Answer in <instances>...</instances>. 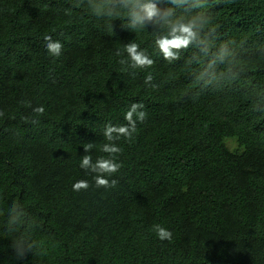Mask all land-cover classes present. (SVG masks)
<instances>
[{"label": "trees", "instance_id": "obj_1", "mask_svg": "<svg viewBox=\"0 0 264 264\" xmlns=\"http://www.w3.org/2000/svg\"><path fill=\"white\" fill-rule=\"evenodd\" d=\"M153 2L173 18L197 11ZM114 7L97 17L87 0H0V264H264V0H206L207 51L172 63L154 45L162 17L134 30ZM130 42L150 68L117 56ZM133 103L147 117L115 141L117 186L98 188L83 146L107 158L105 125L127 124ZM79 180L89 188L74 191ZM14 203L26 218L9 230ZM21 235L38 247L17 259Z\"/></svg>", "mask_w": 264, "mask_h": 264}, {"label": "clouds", "instance_id": "obj_2", "mask_svg": "<svg viewBox=\"0 0 264 264\" xmlns=\"http://www.w3.org/2000/svg\"><path fill=\"white\" fill-rule=\"evenodd\" d=\"M174 4H190L197 11L191 17L173 18V10L169 9L162 13L157 4L153 0H87V7L92 14L97 17L104 15H113L116 11L114 5L118 4L123 9L127 10V15L130 17V28L141 30L146 27L145 21H154L157 17H162L164 24L161 25V31L155 34L154 45L159 50L163 58L172 63L178 61L181 53L192 48L194 45L199 47L201 52L207 51L204 35L207 25L212 23L211 15L205 10L206 0H172ZM77 5H74V7ZM71 9L66 10L70 12ZM166 25V29L164 27ZM214 28H207V33L214 32ZM46 48L50 55L58 57L61 55L63 45L59 41H54L51 36H45ZM127 54L130 59V67L150 68L154 61L150 56L140 48V45L130 42L125 45L123 52L117 51V56ZM228 53L222 49L220 56L223 58ZM195 57V53L193 54ZM128 60H121V64L128 63ZM153 76L148 74L145 77V83L150 84ZM156 87V85H151ZM31 107V105H29ZM142 103H133L125 114L127 124L114 126L111 123L105 125L104 137L108 141L101 147V151L108 154V157L103 156L93 161L92 156L88 153L95 147L94 143H86L83 147L87 154L82 156L80 167L91 173H94V182L96 187L115 188L118 181L115 179L109 180L110 177L121 169L122 165L117 162L116 156L122 150L115 143L121 137L131 141L133 133L136 131L137 121L143 122L147 113L143 111ZM43 106L35 107L33 112L39 115L44 113ZM4 113L0 111V116ZM36 123V121H33ZM87 180H79L73 184L74 191L87 190L89 188ZM26 214L21 205L14 203L9 210V230L17 226L21 221L25 220ZM153 231L160 240H171L172 232L165 229L159 224L153 225ZM12 249L15 251L17 259H24L28 252H34L38 247L36 241L21 235L12 242Z\"/></svg>", "mask_w": 264, "mask_h": 264}, {"label": "rangeland", "instance_id": "obj_3", "mask_svg": "<svg viewBox=\"0 0 264 264\" xmlns=\"http://www.w3.org/2000/svg\"><path fill=\"white\" fill-rule=\"evenodd\" d=\"M227 144H228V146H229L231 149H235V148L237 147V143H236V141H234V140H232V139H229V140L227 141Z\"/></svg>", "mask_w": 264, "mask_h": 264}]
</instances>
